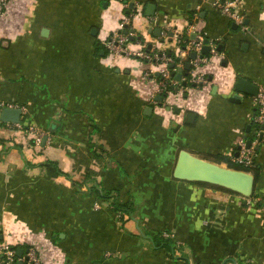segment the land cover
Instances as JSON below:
<instances>
[{"label":"crops","instance_id":"1","mask_svg":"<svg viewBox=\"0 0 264 264\" xmlns=\"http://www.w3.org/2000/svg\"><path fill=\"white\" fill-rule=\"evenodd\" d=\"M138 2L142 13L130 28L139 38L130 48L152 44L176 55L173 37L154 35L164 23L184 38L196 26L216 49L222 45L203 64L209 88L177 81L166 104H148L154 83L143 74L159 68L137 57L109 62L105 40L131 0H10L0 21V102L21 108L23 122L0 121V241L47 251L36 235L45 232L66 255L43 253L46 264H264V142L251 198L172 176L180 150L211 161L231 156L247 137L253 96L234 84L241 76L264 87V0H240L243 26L207 1ZM175 101L179 114L165 108H177ZM188 111L197 114L193 124L185 123ZM31 128L44 132V145L28 144ZM46 160L79 183L93 173L135 212L120 225L109 199L40 165ZM158 233L171 235L176 250L156 247Z\"/></svg>","mask_w":264,"mask_h":264},{"label":"built area","instance_id":"2","mask_svg":"<svg viewBox=\"0 0 264 264\" xmlns=\"http://www.w3.org/2000/svg\"><path fill=\"white\" fill-rule=\"evenodd\" d=\"M203 2H209L216 10H219L222 14L228 16L234 23L237 25L243 26V18L238 14V6L240 0H202ZM10 0H0V21L5 19L7 14V9ZM133 11L128 15H124L121 21L119 22L118 28L108 33L105 40V46L108 51L109 62L114 64L116 59L120 56H126L128 58L137 57L140 58L159 69L155 72L154 69H149L143 74V79L152 80L154 83V89L149 94L147 98L148 104H158L154 98L157 95L163 97V104H166L167 97L170 95L168 91L169 87L177 85V81L172 76V70L177 68H182L184 65L185 56H189L192 52L196 53V58L190 60L191 68L189 70L186 82L196 85V87L204 86L209 84L207 75L200 69L203 64L208 63L212 58L219 56V52L216 47L213 46L210 42V51L207 56H201V51L204 46L205 37L196 29V26L192 27V33L190 38L184 40V35L179 34L176 30L164 23L160 27V37L162 39L168 38V34L172 33V37L177 45H180L178 52L175 55V58L167 56L165 54H158L153 48L151 51H146L145 46L143 45L139 49H132L128 46L129 36L133 33L126 32V28H130L132 20L141 15L142 11L140 10L138 0H131ZM126 7H128L126 3ZM130 8V7H129ZM150 25L156 24V18H151L149 21ZM190 33L186 34L187 37L190 36ZM183 44V45H182ZM182 45V46H181ZM173 65V69L170 68V65ZM3 107H16L14 104L8 102H0V109ZM253 107L254 114L252 117V124L257 126L259 129L254 130V139H251L252 144L250 147H246V139L243 137L237 143L238 155L234 156L233 160L242 164L246 167L254 166V156H255V146L259 144L258 135L261 132L260 127L264 125V87L259 86V91L256 96H253ZM23 112V110H22ZM7 125H13L17 128H21V124H12L5 123ZM28 133L29 140H33L34 143L38 144L41 142L44 137L43 133L34 128H31ZM119 215H116L117 222ZM167 236V234H166ZM26 248L23 249L22 256L19 257L16 254L14 245L0 241V264H46L44 261L43 249L41 246L36 244H23Z\"/></svg>","mask_w":264,"mask_h":264},{"label":"water","instance_id":"3","mask_svg":"<svg viewBox=\"0 0 264 264\" xmlns=\"http://www.w3.org/2000/svg\"><path fill=\"white\" fill-rule=\"evenodd\" d=\"M132 3H130L129 7L132 8ZM148 10H150V14H152V10L154 6L152 4L147 5ZM148 13V12H147ZM133 33V30H130ZM154 35L158 37L160 35V28H157L154 32ZM172 33H169L168 36L172 37ZM193 37V35H192ZM139 36L135 37L134 35L129 36V40L133 41ZM163 41V39L161 40ZM148 49L152 48V44H148ZM222 45H218L217 50L221 51ZM210 51L209 41L207 39L204 40V46L201 51V56H207ZM196 58V53L192 52L189 55L190 60H194ZM170 68H173V65H170ZM191 68L190 61L186 62L183 68H179L176 73H172V76L176 81L181 82L182 86H186L187 82L182 80L184 75L189 73ZM212 77H208V81H211ZM172 90H177V88H172ZM235 91L249 95L256 96L259 91V86L254 84L253 82L247 80L244 77H237L234 84ZM216 90V87L213 86V91ZM235 98L240 99V95H236ZM154 100L158 103V105H163V97L157 95ZM166 110H170V106H165ZM146 112H151L152 108L147 107ZM175 113H178L179 108H173L172 110ZM22 109L19 107H3L0 109V121L4 123H12L19 124L21 122ZM197 114L192 111H188L185 116V123L193 124L196 120ZM251 124H248L246 127V132H250ZM261 132L258 135L259 144L255 146V151H259L261 147V143L264 142V125L260 127ZM246 139V147H250L252 144L251 139ZM47 137L44 136L41 140V144L44 145ZM235 155H238V151L235 152ZM172 176L176 180L184 181V182H199L206 183L214 186H218L232 192H235L242 196L244 199L250 198L254 192V176L250 172H246L243 170L232 169L227 166H222L220 164L208 161L206 159H202L189 151L182 149L179 151L173 170ZM23 253L22 248H18L16 250L17 256L21 257ZM20 264V263H18Z\"/></svg>","mask_w":264,"mask_h":264},{"label":"trees","instance_id":"4","mask_svg":"<svg viewBox=\"0 0 264 264\" xmlns=\"http://www.w3.org/2000/svg\"><path fill=\"white\" fill-rule=\"evenodd\" d=\"M132 11H133V8H130V10L125 12V14L128 15ZM130 30L131 29L126 28L125 33L129 32ZM184 40L186 41L187 38H184ZM145 50L149 52V51H151V48L148 49L147 46H145ZM169 56L175 58V55H173V54H169ZM207 78H208V76H207ZM187 84L190 86H196V85L190 84V83H187ZM170 90H172L171 87H169L168 91H170ZM231 101L236 102V100H231ZM1 124H5V123L1 122ZM252 128L254 130L259 129L257 126H255L253 124L251 126V130H252ZM0 141H2V140H0ZM31 141H33V140H31ZM30 144L32 145V142H30ZM234 151L236 152L237 149H235ZM235 152H233L231 157L223 156V155H212L211 162H214L217 164L223 163L229 168L250 172L251 174H253L254 181L256 183L258 181V177H259V167L258 166L246 167V166H243L242 164L234 161L233 158L235 156ZM253 162L255 163V159ZM27 165L31 166V164L28 162H27ZM40 165L49 168L51 171H53L57 175H61V176L66 177L67 179H69L71 181V183L74 186L77 185L78 187H81L82 185H85L87 187V192L89 191L90 195H94L96 198L109 199L110 200L109 205H110V208H111V211H112L114 217L116 218V215H119L118 220L121 222L120 225H122L124 218L126 216L127 217L131 216L136 210L135 209L136 206H135L133 201H127V202L122 201L119 197V191L117 189H106V188H104L103 186H101L100 182H98V179L93 177V173H91V172H87L84 176L85 177L84 181L82 183H79L77 181L72 180L70 175L67 174L66 172H64L58 166L57 162H55V161L46 160ZM193 183L201 184L204 186H211V187L218 188V189H224V188L214 186V185H210V184H206V183H199V182H193ZM224 190H226L227 192H229L231 194L240 196L239 194L232 192L230 190H227V189H224ZM253 195L254 194H252V197H253ZM152 239H153L154 245L156 247L164 248L170 252H173L177 246V243L173 240L172 236L169 234H168V236H164V233H162V234L158 233V234H155V236H153ZM18 247H21L22 249L26 248L24 245L14 246L15 249H18Z\"/></svg>","mask_w":264,"mask_h":264},{"label":"rangeland","instance_id":"5","mask_svg":"<svg viewBox=\"0 0 264 264\" xmlns=\"http://www.w3.org/2000/svg\"><path fill=\"white\" fill-rule=\"evenodd\" d=\"M199 31V30H198ZM200 32V31H199ZM202 71H203V66L200 68ZM195 87V86H194ZM202 88H209V85H204V86H201ZM172 101H174V100H172ZM178 102V101H177ZM167 103V102H166ZM174 103H176V101L174 102ZM177 104V108H179L181 105H180V103H176ZM167 106H170V107H174V108H176V106H171V104H167ZM179 110L180 111H182L180 108H179ZM180 111L177 113V114H179L180 113ZM21 122H23V121H21ZM41 133H42V131H40ZM44 133V132H43ZM247 139H254V129L252 128V130L250 131V132H248L247 133V137H246ZM27 141H28V144L30 145V142H32V145H36V143H33V141H31V140H29V138H28V136H27ZM237 148V144H236V146H235V148H234V150ZM233 152H235V151H233ZM233 154V153H232ZM229 157H231V156H229ZM95 208V210L96 209H98L97 208V206H94ZM36 234V233H35ZM38 237L40 236V239H41V241H42V239H43V242H46V243H48V244H50L48 247H47V251L45 250V248H44V250H43V252L44 253H46V255L47 256H50V255H61V253H62V256L64 255V257L66 256L65 255V252H64V250L61 248V246L60 245H58L57 243H56V241L53 239V237L51 236V235H48V234H46L45 232H43V233H41V234H36ZM175 250H176V248H175ZM50 254V255H49Z\"/></svg>","mask_w":264,"mask_h":264}]
</instances>
